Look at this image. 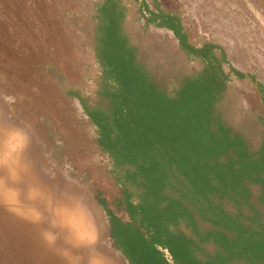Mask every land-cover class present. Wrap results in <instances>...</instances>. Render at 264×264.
Returning <instances> with one entry per match:
<instances>
[{
  "label": "trees",
  "instance_id": "trees-1",
  "mask_svg": "<svg viewBox=\"0 0 264 264\" xmlns=\"http://www.w3.org/2000/svg\"><path fill=\"white\" fill-rule=\"evenodd\" d=\"M146 10L205 66L160 84L124 31L123 6L103 0L93 46L108 87L79 100L117 191L92 187L112 245L128 264H264V137L252 150L222 119L216 45L194 46L175 15Z\"/></svg>",
  "mask_w": 264,
  "mask_h": 264
},
{
  "label": "rangeland",
  "instance_id": "rangeland-1",
  "mask_svg": "<svg viewBox=\"0 0 264 264\" xmlns=\"http://www.w3.org/2000/svg\"><path fill=\"white\" fill-rule=\"evenodd\" d=\"M118 1L130 43L160 84L173 87L205 61L180 47L171 30L147 22L146 5L175 15L192 45H216L228 74L220 115L257 149L264 137V0ZM102 2L0 0V123L31 126L34 180L55 199H81L94 225L95 250L107 264H128L112 245L92 188L110 199L117 193L100 162L97 128L79 100L95 101L108 87L93 46ZM41 227L0 207V264H65L43 240Z\"/></svg>",
  "mask_w": 264,
  "mask_h": 264
},
{
  "label": "clouds",
  "instance_id": "clouds-1",
  "mask_svg": "<svg viewBox=\"0 0 264 264\" xmlns=\"http://www.w3.org/2000/svg\"><path fill=\"white\" fill-rule=\"evenodd\" d=\"M33 129L0 123V207L41 227L47 246L65 264H107L92 237L93 222L79 198L55 199L33 178Z\"/></svg>",
  "mask_w": 264,
  "mask_h": 264
},
{
  "label": "bare ground",
  "instance_id": "bare-ground-1",
  "mask_svg": "<svg viewBox=\"0 0 264 264\" xmlns=\"http://www.w3.org/2000/svg\"><path fill=\"white\" fill-rule=\"evenodd\" d=\"M51 188V187H50ZM51 190H52V188H51ZM54 193V192H53ZM61 196V195H60ZM58 199H60V198H58Z\"/></svg>",
  "mask_w": 264,
  "mask_h": 264
}]
</instances>
